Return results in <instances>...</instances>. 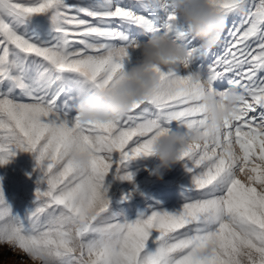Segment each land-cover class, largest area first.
Returning a JSON list of instances; mask_svg holds the SVG:
<instances>
[{
    "label": "snow or ice",
    "instance_id": "obj_1",
    "mask_svg": "<svg viewBox=\"0 0 264 264\" xmlns=\"http://www.w3.org/2000/svg\"><path fill=\"white\" fill-rule=\"evenodd\" d=\"M207 2L225 21L209 50L169 0H0V165L25 151L36 173L23 217L0 189V242L41 264H264V0ZM151 32L182 44L185 60L150 65L159 84L149 97L82 122L77 101L127 73L128 52L110 51ZM204 80L242 98L180 149L178 202L133 220L110 212V170L132 181L126 162L150 156L161 130L203 129Z\"/></svg>",
    "mask_w": 264,
    "mask_h": 264
},
{
    "label": "clouds",
    "instance_id": "obj_2",
    "mask_svg": "<svg viewBox=\"0 0 264 264\" xmlns=\"http://www.w3.org/2000/svg\"><path fill=\"white\" fill-rule=\"evenodd\" d=\"M169 3L191 38L198 40L202 49H211L215 44L214 37L224 28L223 17L208 5L207 0H169ZM129 48L138 49L139 55L137 62L127 70L125 77L110 89H100L77 101L75 111L82 122L113 119L125 112L134 101L149 97L159 84V77L151 70L150 65L182 63L187 56V49L163 32H151L145 40L133 38L129 45L117 46L109 55L120 58ZM193 78L200 80L198 73H193ZM202 85L199 107L206 124L203 129L197 127L190 132L180 129L161 130L150 155L155 157L157 162L149 174L157 180L162 179L163 173L178 161L177 156L182 147L202 140L204 131L219 127L222 121L233 113L242 98L241 93L234 88L214 90L208 86L207 80L202 81ZM0 243L15 253L27 255L23 249L13 246L10 240ZM29 261L30 264H41L38 257H30Z\"/></svg>",
    "mask_w": 264,
    "mask_h": 264
},
{
    "label": "rangeland",
    "instance_id": "obj_3",
    "mask_svg": "<svg viewBox=\"0 0 264 264\" xmlns=\"http://www.w3.org/2000/svg\"><path fill=\"white\" fill-rule=\"evenodd\" d=\"M147 36L148 34L137 36L133 33L137 40H145ZM138 55V49H128L125 70L137 62ZM261 74H264V70ZM213 86L217 87L215 82ZM226 86V83L220 85ZM156 162L153 156L139 157L126 162L127 170L133 173L132 181L118 179L113 170L106 174L105 185L108 187L110 212L133 220L139 213L149 212L152 206L158 204L167 208L178 202L181 186L187 183L183 162L177 161L163 173L160 180L149 174ZM34 165L32 154L25 151H18L7 164L0 165V189L13 212L21 217L25 215L33 201L36 188ZM124 195H128V198L122 199ZM0 264H30V261L24 255L13 252L8 246L0 245Z\"/></svg>",
    "mask_w": 264,
    "mask_h": 264
},
{
    "label": "bare ground",
    "instance_id": "obj_4",
    "mask_svg": "<svg viewBox=\"0 0 264 264\" xmlns=\"http://www.w3.org/2000/svg\"><path fill=\"white\" fill-rule=\"evenodd\" d=\"M156 181V180H155Z\"/></svg>",
    "mask_w": 264,
    "mask_h": 264
}]
</instances>
